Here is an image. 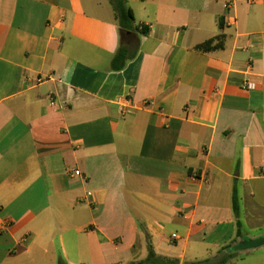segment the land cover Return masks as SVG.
Returning <instances> with one entry per match:
<instances>
[{
    "label": "crops",
    "instance_id": "1",
    "mask_svg": "<svg viewBox=\"0 0 264 264\" xmlns=\"http://www.w3.org/2000/svg\"><path fill=\"white\" fill-rule=\"evenodd\" d=\"M127 6L147 36L110 0H0V264L214 258L234 187L241 241L264 236V0Z\"/></svg>",
    "mask_w": 264,
    "mask_h": 264
},
{
    "label": "trees",
    "instance_id": "2",
    "mask_svg": "<svg viewBox=\"0 0 264 264\" xmlns=\"http://www.w3.org/2000/svg\"><path fill=\"white\" fill-rule=\"evenodd\" d=\"M110 4L115 13V18L118 23L120 34L124 37L129 35H142L147 36L150 32V29L147 26H137L135 22L134 13L131 8L127 6V0H110ZM220 27L223 28V21H220ZM225 43V35H219L215 38H212L202 44H199L195 47V50L202 53H209L212 51L220 50L224 48ZM139 44H137L134 48L128 45H121L112 62H111V70L113 72L123 71L129 62L133 61L138 53ZM232 206L233 211L236 217V224L238 228V232L236 234V238L229 244L223 246L218 251L217 255L214 258H208L205 260H199L194 262H187L183 264H228L233 259L238 257V252L233 250V247L237 245L241 240H243V236L239 233V229L241 228V222L239 220L240 216V208H239V196L237 188L234 187L232 194ZM58 264H66L64 261L60 260ZM128 264H181L179 261L164 259L158 257L154 251L149 248L146 259L137 262H131Z\"/></svg>",
    "mask_w": 264,
    "mask_h": 264
},
{
    "label": "water",
    "instance_id": "3",
    "mask_svg": "<svg viewBox=\"0 0 264 264\" xmlns=\"http://www.w3.org/2000/svg\"><path fill=\"white\" fill-rule=\"evenodd\" d=\"M262 246H264V236L254 240L240 241L237 245L233 247V250L238 252V251L256 249Z\"/></svg>",
    "mask_w": 264,
    "mask_h": 264
},
{
    "label": "built area",
    "instance_id": "4",
    "mask_svg": "<svg viewBox=\"0 0 264 264\" xmlns=\"http://www.w3.org/2000/svg\"><path fill=\"white\" fill-rule=\"evenodd\" d=\"M255 88V86L254 85H252V84H248L247 86H246V90H252V89H254ZM125 102H128V101H125ZM76 173H78L77 171H75L74 172V174H76Z\"/></svg>",
    "mask_w": 264,
    "mask_h": 264
},
{
    "label": "rangeland",
    "instance_id": "5",
    "mask_svg": "<svg viewBox=\"0 0 264 264\" xmlns=\"http://www.w3.org/2000/svg\"><path fill=\"white\" fill-rule=\"evenodd\" d=\"M264 248V247H263ZM262 250H264V249H262ZM229 264V263H228Z\"/></svg>",
    "mask_w": 264,
    "mask_h": 264
}]
</instances>
